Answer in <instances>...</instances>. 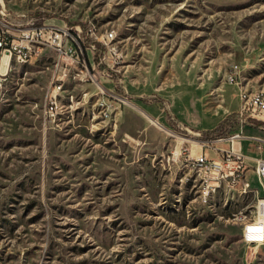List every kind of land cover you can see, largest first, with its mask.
<instances>
[{
    "label": "rangeland",
    "instance_id": "1",
    "mask_svg": "<svg viewBox=\"0 0 264 264\" xmlns=\"http://www.w3.org/2000/svg\"><path fill=\"white\" fill-rule=\"evenodd\" d=\"M1 7L81 25L85 36L92 27L112 30L107 44L118 62L104 73L98 48L87 46L94 79L80 68L62 74L50 119L55 53L45 48L22 61L0 52V264H264V240L245 236L264 197L255 167L264 126L249 116L227 121L240 111L241 89H264V0H0ZM234 64L236 83L227 77ZM235 126L255 137L239 147L250 185L216 186L205 201L202 174L181 160L197 149L191 141Z\"/></svg>",
    "mask_w": 264,
    "mask_h": 264
},
{
    "label": "built area",
    "instance_id": "2",
    "mask_svg": "<svg viewBox=\"0 0 264 264\" xmlns=\"http://www.w3.org/2000/svg\"><path fill=\"white\" fill-rule=\"evenodd\" d=\"M95 28H90L91 33L87 32L85 36L81 25L69 27L45 21L41 23L37 17H28L24 13H14L10 16L4 8H0V52L9 54L10 58L14 57V54L35 58L42 54L45 48H50L55 53L56 75L51 82V90L46 99V117L56 119V105H60L61 100L59 91L63 86V75L67 71L75 68H80L82 71L86 69L83 77L89 75L94 79L95 74L91 73L87 62L86 37L88 35L90 39L95 37L96 41L100 42L104 48L101 58L97 60V64L104 63L106 65L104 73L108 68H111V63L118 62V53L115 47L112 44L103 43V36H110L113 41L116 33L107 31L96 33ZM92 65L95 67L94 62ZM238 69V64L232 66L227 76L230 82H237ZM100 89L104 93V89L101 87ZM238 113L240 121H243V117L246 116L252 120L264 121V89L256 91L241 89ZM198 134L202 135L201 132ZM246 137L242 129H236L222 132L213 138L201 139L196 141L197 149L186 154V159L181 160L184 166L202 174L200 182L205 201L216 186L242 181L246 190L250 185L245 178L247 155L238 146L239 140ZM209 149L214 153L213 158L208 156L207 150ZM181 155L182 152L175 153L173 157L180 160ZM255 167L258 176L264 182V158H255ZM262 209L264 216V197Z\"/></svg>",
    "mask_w": 264,
    "mask_h": 264
},
{
    "label": "bare ground",
    "instance_id": "3",
    "mask_svg": "<svg viewBox=\"0 0 264 264\" xmlns=\"http://www.w3.org/2000/svg\"><path fill=\"white\" fill-rule=\"evenodd\" d=\"M107 32H114V31H107ZM112 37L110 36H103V43L107 44L108 40H110ZM7 54V53H6ZM9 56V54H7ZM15 57H17L19 60L22 61H28L31 58H26V57H22L21 54H14ZM10 59V56H9ZM100 89V87H99ZM128 103L130 101H127ZM57 107V105H56ZM144 112V111H143ZM149 119H151V121L153 123H155L158 126H161L162 128H165L160 122H158L157 120H155L150 114L145 113ZM166 129V128H165ZM192 143L198 144L196 141H191ZM202 193V197L204 199V194L203 191L201 190ZM208 200V198H207ZM206 200V201H207ZM263 197L262 199L259 200L258 206H257V220L254 222H251L250 224H248L247 226H245V235L247 237L248 240H258V241H263L264 240V216H263Z\"/></svg>",
    "mask_w": 264,
    "mask_h": 264
},
{
    "label": "trees",
    "instance_id": "4",
    "mask_svg": "<svg viewBox=\"0 0 264 264\" xmlns=\"http://www.w3.org/2000/svg\"><path fill=\"white\" fill-rule=\"evenodd\" d=\"M86 45L87 46H91V45H94L95 47H97L98 49V53L96 54V59L97 60H99L100 58H101V56H102V54H103V46L101 45V43L100 42H98V41H94V40H92V39H90V38H88V37H86ZM239 116V113L237 112V113H235V114H233L231 117H229L228 119H227V121L228 122H230V123H234V122H236L237 121V117ZM250 121H254V119L252 120H250ZM254 124L256 125V126H264V121L263 120H255L254 121ZM230 127H231V125H230ZM227 130V127H225L224 129H223V131L224 130ZM222 133V132H221ZM210 134V133H209Z\"/></svg>",
    "mask_w": 264,
    "mask_h": 264
},
{
    "label": "crops",
    "instance_id": "5",
    "mask_svg": "<svg viewBox=\"0 0 264 264\" xmlns=\"http://www.w3.org/2000/svg\"><path fill=\"white\" fill-rule=\"evenodd\" d=\"M238 119H237V121L236 122H239L240 121V116H238L237 117ZM242 122V121H241ZM242 125V124H241ZM254 125V124H253ZM239 126H235L234 128L232 127L231 129L232 130H238L239 128H238ZM256 127H260V126H256ZM226 130V129H225ZM223 131V132H226V131ZM203 131H205V130H203ZM246 135V134H245ZM247 137L246 138H243V139H240L239 140V142H238V145H239V147H241L242 148V145L244 144L243 142H245L246 140H251L252 142L253 141H255V140H253L255 137H253V136H249V135H246ZM193 144H195V143H193ZM197 145V144H196Z\"/></svg>",
    "mask_w": 264,
    "mask_h": 264
}]
</instances>
